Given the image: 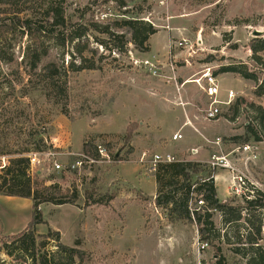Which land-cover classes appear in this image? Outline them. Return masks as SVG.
Instances as JSON below:
<instances>
[{
    "label": "rangeland",
    "instance_id": "1",
    "mask_svg": "<svg viewBox=\"0 0 264 264\" xmlns=\"http://www.w3.org/2000/svg\"><path fill=\"white\" fill-rule=\"evenodd\" d=\"M88 6L94 21L102 25L109 24V19L131 17L151 24L157 31L151 36L152 53H140L132 45L126 54L109 53L90 41L99 70L67 74L66 94L59 98H46L26 86L28 79L36 85L40 80L39 71L31 73L22 62L28 37L18 30L0 31V47L5 51L4 60H0V139L18 149L29 132L41 135L43 153H55L52 161L64 170L54 171L42 158L28 174L38 188L57 186L56 193L73 199L72 204L39 206L45 224L36 227V243H44L41 252L56 253V243L42 238L50 230L59 233L62 245L83 251L85 264H197L194 242L198 227L173 221L154 204L159 191L150 162L155 155L186 162L194 151L204 153L205 158L209 157L206 150L217 156L232 153L230 158L238 159L237 169L254 185V191L264 193V122L261 127L255 122L257 112L252 109L264 110V97L254 95L264 70L251 60L249 47L252 39H264V0H64L62 4L72 23ZM16 11H23L22 19L31 13L36 14V20L42 16L39 0H18L12 7L0 3V17L12 18ZM181 39L193 47L190 56L187 49L170 48ZM44 42L49 52L42 66L53 61L66 68L73 61L67 54L71 47L59 50L52 41ZM206 55L215 56V60L201 64ZM100 56L103 59L99 61ZM144 60L154 63L157 75L139 64ZM227 66L245 67L258 80H243L230 73L217 76L218 99L224 101L227 90H232L235 100L233 106L221 107L218 120L206 121L207 98L193 81L205 67L214 73ZM10 85L13 91L7 89ZM26 92L27 97L21 99ZM175 134L182 139L172 141ZM97 145L107 150L108 162L67 170L81 155L92 157ZM246 145L256 147L255 160H248L241 151L236 154ZM7 161L1 157L0 168ZM196 164L203 172L217 170ZM230 199L235 200L234 205H244L241 198ZM31 204L28 199L0 196V260L5 264L17 262L5 254V247H15L6 236L19 233L27 224ZM210 213L214 228L234 242L235 229L223 227L220 215ZM259 245L264 247L263 242ZM214 246L226 264L245 262L224 243L210 240L200 253L201 264H212ZM24 261L19 263H30Z\"/></svg>",
    "mask_w": 264,
    "mask_h": 264
},
{
    "label": "trees",
    "instance_id": "2",
    "mask_svg": "<svg viewBox=\"0 0 264 264\" xmlns=\"http://www.w3.org/2000/svg\"><path fill=\"white\" fill-rule=\"evenodd\" d=\"M16 1L18 0H1L0 3L12 7L16 5ZM63 1L39 0L42 16L37 20L35 13H31L23 19L20 18L19 15L23 11L12 13V18L7 15L0 17V31L18 30L20 35L28 37L29 44L24 50L22 62L28 66L31 73L39 71L40 80L36 85L28 79L26 86L41 92L44 97L49 98L56 95L59 98V96L65 95L67 74L78 75L81 72L89 73L99 70V65L94 61L97 52L91 48L90 41L109 53L126 54L128 45H132L140 53L149 52V39L157 32L151 24L131 17L123 20L109 19V24L102 25L94 21L92 13L90 14L91 6L80 11L78 21L72 23L65 15L62 7ZM121 5L123 8L126 7L124 3ZM125 14L128 13L125 11L123 15L125 16ZM44 39L52 41L53 46L59 50L71 47V51H67L73 60L69 66L58 67L57 63L53 61L41 65L49 52V46L45 45ZM249 47L252 52L251 60L260 66V70H264V39H252ZM4 58L5 51L0 47V60H4ZM101 59L103 56L99 57V61ZM214 60L215 56L206 55L200 63L208 64ZM183 64L180 65L183 66ZM59 69L62 73L59 72ZM245 70V67L241 70L234 66H227L214 72L213 75L230 73L243 80L253 82L258 80L255 74ZM7 89L13 91L11 85ZM27 95V92L24 93L21 99L26 98ZM254 95L259 98L264 97V78L262 84L254 91ZM252 109L257 112L254 120L260 126L264 122V110L257 106H253ZM1 140L0 158L7 157L8 161L6 166L0 168V196L28 199L32 203L30 220L25 228L17 234L6 236L7 242H11L15 247L12 249L5 247V254L17 261L14 264H20L19 261L24 260L30 261L29 264H85V253L76 248L62 245L58 232L49 230L42 237L46 241L52 239L56 243V253L41 252L40 249L44 247V243L39 245L36 243L37 238L34 235L36 227L45 224L39 206L73 203V199L66 200L65 196L56 193L57 186H50L47 189L38 188L28 174L29 159L27 156L30 153L44 152L43 137L37 133L29 132L26 142L18 149L10 148L7 142ZM83 152L87 153V146L83 147ZM92 157H96V153H93ZM158 165V170L151 173L159 191L154 200L157 207L164 209L173 221H185L196 225L201 242L208 244L210 240H217L230 247L235 255L245 259L243 264H264V247L259 245V241L262 239L261 216L264 209V194L257 191L254 200L245 202L242 206L234 205V199L218 200L213 180L209 178L213 171L203 172L199 169L198 164L192 162L181 161ZM200 173L205 174L203 178L199 176L197 178ZM199 196L203 200L204 207L191 212L189 204ZM257 211L259 212L256 215ZM210 212L220 215L223 227L235 229L234 242L230 241L226 233L220 235V230L214 228ZM239 227L243 229L239 230ZM214 249L216 257L212 264H226L225 259L218 255L219 249L215 246ZM17 251L22 256L19 257ZM1 264L5 263L1 262Z\"/></svg>",
    "mask_w": 264,
    "mask_h": 264
},
{
    "label": "built area",
    "instance_id": "3",
    "mask_svg": "<svg viewBox=\"0 0 264 264\" xmlns=\"http://www.w3.org/2000/svg\"><path fill=\"white\" fill-rule=\"evenodd\" d=\"M170 48L171 49H178V48L187 49L189 56H190V53H193V47L188 46V41L185 39H181L180 41L173 43L170 46ZM139 64H142V66L146 70L151 72L153 75H157L158 69L155 67L152 61L144 60V61H141V63ZM193 82L198 85L200 90L203 92V94L207 98V105L205 109L203 110L204 119L206 121L211 122V121L218 120L222 115L221 107L222 106L230 107V105H232L233 101L235 100V93L232 90H228L226 92V99L224 101H221L218 99V95H219L218 77L214 76L213 73H211L209 67H205L203 71L201 72L200 77L194 80ZM180 139H182V136L180 134H175L172 137L173 141H177ZM216 144H218V140ZM94 150L96 153V157H90L89 155H81L80 157L81 159H78L72 164L67 165V170L68 171L77 170L81 168L83 164L84 165L102 164V163H106L109 161V154L103 146L97 145L94 147ZM238 151H241L240 152L241 154L246 155L248 157V160L251 158L255 160L257 158V150H256V147L254 146L246 145L242 148H238L237 152ZM27 157L29 159V171L30 172H32L33 169H35L41 164L42 158H46L47 164L48 165L50 164L51 168L54 171L59 172V171L64 170V167L61 164L52 161L53 160L52 158L56 157L55 153L54 154L51 152L31 153ZM172 162H174V159L170 155H165V156L155 155L150 162V166H151L150 171L151 172L155 171V168L158 164H162V163L165 164V163H172ZM209 166L212 169H215V168L216 169H226L230 171L231 173H235V175H233L231 179V185L229 189L231 196H236L238 198H241L243 200V204H245V202L252 201L255 199V194L257 190L254 191L255 189L254 185L251 182H249L247 177H245L242 173L236 171L227 162L225 156L212 155L211 160L209 162ZM189 207H190L191 212L201 210L204 207V203H203L201 196L197 197L195 201L190 202ZM261 219H262V225H261L262 239L259 241V243L264 242V209L262 210ZM194 247L197 253V257H198L197 264H201L199 260L200 253L208 248V244L206 242H201L199 240V236L197 235V238L195 239V242H194Z\"/></svg>",
    "mask_w": 264,
    "mask_h": 264
},
{
    "label": "crops",
    "instance_id": "4",
    "mask_svg": "<svg viewBox=\"0 0 264 264\" xmlns=\"http://www.w3.org/2000/svg\"><path fill=\"white\" fill-rule=\"evenodd\" d=\"M156 35V34H155ZM153 35V36H155ZM152 36V37H153ZM152 37L149 39V52H147L146 54H150L152 53V46H151V39ZM228 91V90H227ZM173 137V136H172ZM173 141V140H172ZM209 154V157L208 158H205V154H199V152L197 151H194L193 152V157L189 158L188 160H186V162H192V163H203L205 165H208L209 166V158L211 155H215L214 152H211V151H208L206 150ZM204 152V151H201V153ZM231 154V155H230ZM236 154H238V152H236ZM241 154V153H240ZM244 155V154H242ZM217 156V155H216ZM220 156H225L226 157V160L227 162L238 172H240L238 169H237V166H236V158L234 157H231L232 156V153H229V154H226V155H220ZM246 156V155H245ZM255 162V161H254ZM252 161V163H254ZM212 170V169H211ZM213 173L212 174V180H213V183H214V187H215V190H216V194H217V198L218 200L220 201H227L230 199V192H229V189H230V185H231V179L233 177V175H235V173H231L230 171L226 170V169H217V170H212ZM4 197V196H3ZM11 199V197H8ZM30 220V219H29ZM29 222V221H28ZM27 222V223H28ZM27 224H25L26 226ZM25 226L23 228H25ZM2 227H3V224H2ZM23 228H21V230H23ZM3 230V234L5 235H8L5 233L4 229ZM20 230V231H21ZM10 235V234H9ZM13 235V234H11Z\"/></svg>",
    "mask_w": 264,
    "mask_h": 264
},
{
    "label": "water",
    "instance_id": "5",
    "mask_svg": "<svg viewBox=\"0 0 264 264\" xmlns=\"http://www.w3.org/2000/svg\"><path fill=\"white\" fill-rule=\"evenodd\" d=\"M257 34V33H256ZM254 36H258V35H254Z\"/></svg>",
    "mask_w": 264,
    "mask_h": 264
}]
</instances>
